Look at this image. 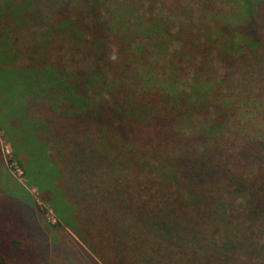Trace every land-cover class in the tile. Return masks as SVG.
Wrapping results in <instances>:
<instances>
[{"label":"trees","instance_id":"obj_1","mask_svg":"<svg viewBox=\"0 0 264 264\" xmlns=\"http://www.w3.org/2000/svg\"><path fill=\"white\" fill-rule=\"evenodd\" d=\"M77 1L0 0V125L11 128L15 152L31 157L21 126L58 164L61 194L82 214L76 221L86 233L84 252L93 264H264V243L253 250L233 237L244 217L251 220L244 226L264 234V136L239 151L241 160L257 164L247 175L229 167L221 143L234 129L247 132L255 104L264 101L254 88L264 79V0H186L188 11L180 4L176 10L173 0V12L185 16L169 44L162 38L168 31L152 18L154 6L166 10L169 0H133L125 24L120 8L95 18L92 5ZM110 32H118L116 41H108ZM82 36L96 63L69 69L54 48ZM102 42L114 52L107 66L117 69L103 65ZM206 46L213 57L202 56ZM162 50L171 51L169 60ZM184 85L217 102L177 114L191 107L186 90L176 95ZM226 98H235L237 115ZM98 126L113 139L88 142ZM158 151L159 179L144 191L116 170L117 163L150 166ZM20 206L10 197L0 202V264H48ZM65 211L64 220L74 217Z\"/></svg>","mask_w":264,"mask_h":264},{"label":"rangeland","instance_id":"obj_2","mask_svg":"<svg viewBox=\"0 0 264 264\" xmlns=\"http://www.w3.org/2000/svg\"><path fill=\"white\" fill-rule=\"evenodd\" d=\"M86 1L92 5L93 13L91 15L95 18H98V16L101 15H107L109 12L115 13L114 11L119 10L118 8H120L122 15L123 13L125 14V18L120 21L125 24L130 17L129 14H127L128 3H131L133 0H119V3L115 2L114 0H78L77 2L86 6ZM179 4L183 10H190V8H187L186 6V0H177L174 6L177 7ZM167 6L168 8L163 10L161 8V4H156L154 6L152 18L154 22H158L160 26H163L166 31H168V33L162 34V38L167 44H169L173 41V36H176L173 33L177 32L176 28L178 27V24L184 20L185 15H182L184 14L182 12L179 14L177 12H173V0H169ZM225 6L227 7V5ZM207 9L209 10V7H207ZM176 10H178V7ZM78 11L80 12V10ZM159 16L165 17L163 18L164 20L159 18ZM89 17L86 16L85 22L88 27H91L93 21H90L91 19L89 20ZM145 32L156 33L153 29ZM191 32L194 33L195 31L192 30ZM117 33L118 32L108 33V36L112 38L108 41H116ZM145 38L146 40H142V42L147 49L149 36L146 35ZM74 40L75 43L70 45L69 43H66L62 49L54 48L55 53L57 51L59 53L56 58L58 57L62 59L63 63L66 64L69 69L75 66L85 70L93 68L94 63L96 62H94V57L90 54L93 48L90 44V39L88 40L86 37L82 36L80 38H75ZM102 44L103 49L101 54L104 56L102 58L104 63L103 65L111 70L117 69V66H107L114 52L108 48V44L103 42ZM216 48L221 49L222 46H218ZM209 49L210 46L201 48L203 57L211 58L215 55V53H213L210 57L209 55L211 52H213V50L211 49L208 51ZM169 52L167 50H162L166 60L171 58V54ZM186 52H190V50L186 49ZM170 83H172L171 80ZM177 88L178 92L176 95H181V92H185L184 90H186V92L189 94L188 97L183 95L181 96H183L186 100V103L191 106L190 108H184L180 106L177 114L186 112L187 114L192 115L194 109L201 110L208 102H211L212 104L217 102V100H210L207 98V96H204L197 91H191L190 88H186L185 85L182 87L178 86ZM254 88L256 92V98L258 99L260 97L262 100H264V98H262L264 94V79L262 78L257 80ZM242 105H245L244 102L241 103V106ZM255 105H257V107L252 114L253 123L249 126L248 131L240 132L237 129H234L233 134H229L226 136V138L221 140L223 150L228 155L229 167L237 171V173L244 175L252 172L253 168L251 167H256L257 164H248L241 160L239 151L242 149V152L243 150L248 149L246 145L249 144V140H253L255 137H259L260 135L264 136V101L258 102ZM226 107L228 109L234 110L235 98H226ZM242 108L245 110V107ZM188 109L191 111L190 113H188ZM234 114H238L237 107ZM1 120L3 121L4 117ZM239 122L240 124H247L246 121L239 120ZM0 124L2 123L0 122ZM34 125L35 124L32 121L31 128H33ZM99 128L104 129L103 127L98 126L96 131L89 132L90 135L88 134L87 137L88 142L93 140L97 142L99 140L96 138H101L102 136L106 135L105 131H100ZM16 129H18L20 140L27 142L30 145L28 152L31 153V157L29 158L24 152L22 154L20 152H15L10 141L11 136L9 135V132L12 134L11 128L7 126L6 129H4L1 128L0 125V202L3 198L10 197L16 201V204L21 205L20 208L22 209V214L25 219L24 224L28 230H32L34 233L33 244L39 248V251L43 254L41 261H43L45 257L48 264H93L88 254L83 250L87 249L86 233L82 232L83 230L79 226V222L77 223L78 220L76 221V217L78 219H82V214L79 213L80 215L78 214L76 216L75 211L77 209L74 210L75 207L70 202H68V198L64 199L63 195L61 194V187L59 186V171L57 167L58 164L55 162H50V160L46 157V152L43 153V151L46 150H41L40 145L36 143L34 138L27 133L30 132V130H26L25 132L24 127L21 126ZM31 131L33 130L31 129ZM33 133L35 136H41L40 131H37V133L33 131ZM106 136H108V139L112 138L111 134ZM107 142L108 143L106 144H108V147H110V151L114 154L115 148L112 147L109 141ZM160 152L161 151L152 152L153 157L151 156V152H149L148 155L151 156V159L153 158L150 166L148 164L143 165L141 163V167L135 168L132 164L128 165L127 169L123 168L122 163H117L116 170L119 174H121L122 179L125 180L127 185L130 183V180L134 179L132 186L134 188L138 187L139 190L144 191L143 188L147 187V184L150 182L149 180H154L156 178L159 179V175L156 174L154 170L158 165H161L158 162V160L161 159L160 156H162ZM17 169L22 171V175L16 171ZM131 172L133 173V177H131ZM161 174L164 175L165 172L162 170ZM162 181L163 179L160 180V183H162ZM152 184L157 183L152 181ZM170 192L171 193H168V195L173 193V188ZM143 193L144 194H139L138 196H144L146 192ZM67 207L72 209V216L74 217L64 220V217H67L68 214V212L65 211L67 210ZM16 218L19 219V216L15 215L11 218L4 216L3 220L13 219L16 221ZM250 221L251 220L248 219V217L237 218L235 221L236 230H234L235 232L233 233V237H241L242 241L246 244H255L256 246L252 248L253 250H258L261 248V245H258V243H264V234L262 231H260L259 226H244V222ZM209 234L212 235L211 233ZM216 235V239L219 241L223 238V234L219 233V231L216 233ZM241 246L246 245L241 243ZM157 251H159L163 256L162 259L166 260V252H163L161 248ZM187 257L190 258L191 256Z\"/></svg>","mask_w":264,"mask_h":264},{"label":"built area","instance_id":"obj_3","mask_svg":"<svg viewBox=\"0 0 264 264\" xmlns=\"http://www.w3.org/2000/svg\"><path fill=\"white\" fill-rule=\"evenodd\" d=\"M20 175H22V171L20 169L16 170Z\"/></svg>","mask_w":264,"mask_h":264}]
</instances>
